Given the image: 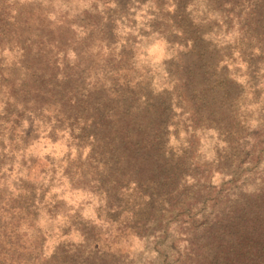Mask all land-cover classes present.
I'll use <instances>...</instances> for the list:
<instances>
[{
  "label": "rangeland",
  "instance_id": "1",
  "mask_svg": "<svg viewBox=\"0 0 264 264\" xmlns=\"http://www.w3.org/2000/svg\"><path fill=\"white\" fill-rule=\"evenodd\" d=\"M156 1L10 0L7 6L21 25L0 42L5 92L22 103L20 73L7 66L21 53L36 74L28 85L50 82L64 117L54 124L59 132L37 125L38 138L24 156L29 166L19 175L36 189L31 213L39 226L28 235L43 239L39 253L52 264H175L174 250L189 239L199 245L215 220L211 215L205 227L200 217L211 203L197 215L207 173L220 190L238 180L242 196L264 187V38L254 14L261 2L243 0L230 12L193 0L176 18L173 0ZM182 27L193 28L185 30L188 45L177 36ZM200 33L216 35L208 52L196 41ZM222 79L236 87L224 107ZM202 86L215 92L205 98L219 114L201 111L190 122L183 110L191 104H174ZM157 99L173 104L172 118L149 153L136 146V135L145 107ZM174 165L187 177L179 180L183 190L170 195L164 177ZM15 179L4 175L7 192ZM180 209L194 212L192 220Z\"/></svg>",
  "mask_w": 264,
  "mask_h": 264
},
{
  "label": "trees",
  "instance_id": "2",
  "mask_svg": "<svg viewBox=\"0 0 264 264\" xmlns=\"http://www.w3.org/2000/svg\"><path fill=\"white\" fill-rule=\"evenodd\" d=\"M173 1L175 3L173 15L176 18L177 12L181 8H188L193 2V0ZM197 1L205 3L210 10L213 5H218L219 7H228L230 12H232L240 7L239 3L243 0ZM258 2H261V4H258L254 8L255 24L262 31L264 38V0H257ZM155 3L157 4L158 0ZM9 4L10 0H0V42L6 41L8 35L12 34L11 30L17 25H21L18 22V14L8 9L7 6ZM109 22H111L110 19H108ZM187 29L191 30L193 28L182 27L180 35H177L181 39L180 43H185L186 45L189 44L187 41V31H185ZM203 38L204 41L202 42L201 39ZM196 41H199L197 43H202L204 50L208 52L209 47L216 42V35L212 33H200ZM191 45L193 46L190 47L189 53L194 52V42ZM3 50V48L0 49V96L2 94V97H4V100H0V264H52L53 259L41 257L39 253V249L41 251L43 248V239L28 235V230L39 226L34 222V217L31 213L36 199V189H33V186L29 185V183L22 184L19 175L25 166H29L26 165L24 156L27 148L38 138H36L38 134L37 125L40 124L44 128L59 132L60 129L54 128V124L57 123L58 125V122L64 117L59 107L61 105L58 104L57 93L49 86L50 82H43L44 84L37 87V84L30 81L31 85H28L27 78L34 79L36 78V74H30L25 61L22 60L21 53L20 58L17 57L14 63L7 66L10 67L11 72L20 73V79H16V84L17 87H20L19 90L23 99L20 105L17 101H10L9 98L11 96L5 92L6 85H3L5 83L3 79L6 76L3 73V69L6 67L2 55L5 53ZM20 50L24 53L23 49ZM222 76L225 78V73H222ZM188 79L186 77L183 81L184 84H182L186 90L191 85ZM220 85L222 86L221 95L225 100L222 106L224 107L227 103L226 100L229 99L228 95L236 87L230 79H222ZM200 88L195 93L193 92L194 96L190 99H188L187 95L183 98L178 97L179 102L177 101L174 104V106H180V104L186 102L191 104L190 108H184L183 110H188L190 122H194L196 115L201 114V111L208 113L210 118H215L219 114L214 108L215 106L205 98L207 97L206 92H215L211 89L209 90L207 86ZM28 91L29 96L26 93ZM189 92L191 93V91ZM11 94H16V90L12 91ZM59 96L60 103H64V95ZM5 98L7 99L5 100ZM46 99H48L49 105L45 106L44 110L36 107L39 104V100L42 103ZM52 105L54 106L55 113L51 112ZM172 108L173 104L170 101L166 100L163 102L161 99L153 100L145 107V117L141 121L140 128L138 127L140 131L136 135L138 137L136 146L140 150L145 151L149 149L150 153L152 150L154 151L155 147L160 146L163 132L168 127L172 118ZM51 114H54V116ZM39 115L42 116L43 120L36 124ZM91 124L94 125L93 123ZM137 124H140L139 121H137ZM215 128L218 132L222 130L220 129L221 127ZM24 129L30 130L25 131ZM20 160L21 163L18 164ZM13 161L15 164H18L16 167H14ZM182 173L187 172L180 171L179 165H174L168 169V176L164 177V179L171 185L170 195L176 194V192L183 190L185 187V183H182V185L179 182V180L181 181V179L187 177L186 174ZM4 175H9L10 177L14 175L16 178L10 192H7L5 189ZM211 177L212 175L209 177V173H207L203 181L205 185L203 188L204 193L199 197L198 209L200 211L197 215H200L203 209L206 208V205L211 203L212 206L207 216L205 217V214H203L200 217L204 220L203 224L205 227L209 225L211 215L215 220L205 229L199 245L189 239L184 249L177 252L174 250L175 264H264V187L260 190H252L248 196H242L239 194L242 186H236L239 184L238 180H230L226 185L227 188L220 190L218 186L216 187L211 184ZM169 178L170 181H168ZM181 208H185V206L181 204ZM214 208L218 209L215 211ZM224 210L226 211L223 212ZM180 213L182 215L186 214L188 220H192L190 216L194 212L189 209H180Z\"/></svg>",
  "mask_w": 264,
  "mask_h": 264
}]
</instances>
